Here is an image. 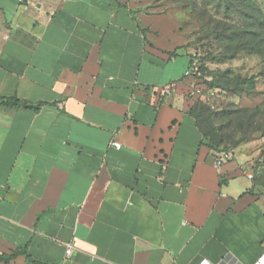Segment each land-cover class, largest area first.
<instances>
[{
	"label": "crops",
	"instance_id": "obj_1",
	"mask_svg": "<svg viewBox=\"0 0 264 264\" xmlns=\"http://www.w3.org/2000/svg\"><path fill=\"white\" fill-rule=\"evenodd\" d=\"M152 1L0 0V98L37 107H0V264H264L254 155L214 167Z\"/></svg>",
	"mask_w": 264,
	"mask_h": 264
},
{
	"label": "rangeland",
	"instance_id": "obj_2",
	"mask_svg": "<svg viewBox=\"0 0 264 264\" xmlns=\"http://www.w3.org/2000/svg\"><path fill=\"white\" fill-rule=\"evenodd\" d=\"M152 6L200 51L205 92L193 112L205 142L223 136L219 149L248 145L253 190L264 196V0H153ZM217 88V95L209 93Z\"/></svg>",
	"mask_w": 264,
	"mask_h": 264
},
{
	"label": "built area",
	"instance_id": "obj_3",
	"mask_svg": "<svg viewBox=\"0 0 264 264\" xmlns=\"http://www.w3.org/2000/svg\"><path fill=\"white\" fill-rule=\"evenodd\" d=\"M183 77L186 79H191L195 82V85L188 91V96L193 97H200L205 92V88L201 85L202 81L205 80V74L200 67V63L197 58H191L189 61V65L187 69L184 71ZM176 84L174 82L165 84L159 87L156 91V95L158 98V102H162L169 98L171 95L175 93ZM208 92V91H207ZM217 91L209 90L211 95L216 94ZM220 92V91H219ZM112 147L115 149L120 148V144L112 141L110 143ZM232 159V152L231 151H223L216 156L213 157V165L216 169H220L225 163L229 162ZM248 178L251 180L252 175L249 174ZM73 253V248L70 244L65 245V259L68 260Z\"/></svg>",
	"mask_w": 264,
	"mask_h": 264
},
{
	"label": "trees",
	"instance_id": "obj_4",
	"mask_svg": "<svg viewBox=\"0 0 264 264\" xmlns=\"http://www.w3.org/2000/svg\"><path fill=\"white\" fill-rule=\"evenodd\" d=\"M189 46V45H188ZM191 48H193L192 46H190ZM194 49V54H192L191 55V58L193 59V58H197L198 59V61H199V63H200V67H201V69H202V71L204 72V74H205V70H204V62L201 60V55H200V51H198V50H196L195 48H193ZM211 86V85H210ZM212 87V86H211ZM216 90H218V91H220V89H216ZM24 107V108H33V109H35V110H37V107H33V106H30V105H28L27 103H25V102H21V101H19V100H17V99H8V98H0V107H4V108H14V107ZM260 111L257 109V110H255V112H254V116L256 117L257 115H258V113H259ZM195 117V119H196V122H197V124H198V127H199V129H200V131H201V133H202V137H203V139H204V141H205V138H206V134H205V132L203 131V129L200 127V125H199V122H198V118L196 117V116H194ZM228 138L227 137H223V136H219V137H216L215 139H214V141H213V144H207L206 142H205V144H206V146L208 147V149L210 150V152L213 154V157L214 156H216L217 154H219V153H221V152H223V151H231L232 150V148H230V147H228L227 146V144L226 145H224L223 147H222V149H219V147H220V145L222 144V143H226V140H227Z\"/></svg>",
	"mask_w": 264,
	"mask_h": 264
}]
</instances>
